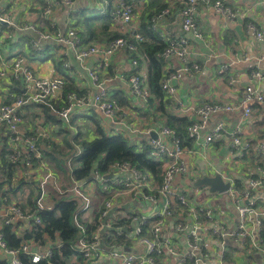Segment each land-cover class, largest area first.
<instances>
[{
	"label": "built area",
	"instance_id": "obj_1",
	"mask_svg": "<svg viewBox=\"0 0 264 264\" xmlns=\"http://www.w3.org/2000/svg\"><path fill=\"white\" fill-rule=\"evenodd\" d=\"M200 2L205 4L207 10L213 11L224 20H231L236 17V13L222 0H180L177 11L184 35L170 37L160 32L158 26L172 13V7H167L153 16L150 19L148 29L160 35L166 44L165 50L161 54L165 61V76L161 87L167 97L177 105L180 113L182 111L191 112L196 116V121L187 129V136L192 140L196 149L206 148L222 136H229L231 138V150L238 158H243V153L247 150L248 145L242 139V130L236 128L229 131L224 124L219 123L207 135L203 134L205 125L212 115L232 112L236 109L235 106L204 103L198 107L185 108V105L178 98L177 74L181 73L191 77L201 69L198 62L191 61L192 53L189 45L190 39L203 40V33L196 22ZM135 3L134 0H130V2L114 0L111 30L119 33L122 37L107 44H84L77 34L74 23L69 21L65 28L61 29L53 21L52 16L57 9H63L68 17L75 13L74 0H44V8L39 15L41 20L39 24H28L23 28L25 32L32 35L30 43L35 52V57L42 55L38 52L44 51L43 44L55 47L59 51L56 57H62L66 60L71 56L79 70L90 81L91 88L85 93L68 94L64 107L57 114L63 125L74 134L77 131L75 127L71 126V118L83 111H97L111 126L124 125L121 120L124 119L125 110L116 100L110 98L107 84L111 78L107 76V72L111 59L116 53L122 50L136 52L137 45L144 40L139 29L137 30L133 24ZM96 4L99 3H95V7ZM99 5L101 6L99 10H103L107 2ZM0 21L9 24L1 5ZM42 23H47V25H42ZM14 30L21 29L14 25ZM247 31L254 40L261 44L262 59L264 60V31L257 30L251 24L248 25ZM173 61L179 64L177 70H173L170 66ZM62 66L64 69L70 68L66 61ZM130 66L132 70H137V60H131ZM227 70L228 66L222 65L218 73L225 74ZM251 78L264 81V74L254 72ZM0 79L17 82L21 86V90L24 91L23 97L16 98L9 104L0 105V149L4 145L2 160L6 164L25 168H31L37 163L36 169L44 174V181L38 194L30 198L34 211H23L17 203L5 202L0 205V220L4 225H15L17 222L39 224L40 220L36 212L50 207V204L47 203L48 192L46 193L43 185L48 179H54L56 176L42 159L39 143L53 140V126L50 127L47 120H35L29 125V129L23 131L22 125L26 116L25 106L39 107V104L49 106L52 101L59 100L66 80L59 74L47 78L40 77L31 66L28 58L24 56L1 60ZM126 79L129 95L147 107V96L141 88L140 71L131 73L129 77L126 76ZM233 83L234 80L230 79L229 84ZM239 104L243 119H247L251 115L252 104L262 105L264 110V93L248 83L244 87ZM131 133L136 134V131L131 130ZM153 133L156 134V138H152ZM143 134L154 154L165 158V171L160 186L155 184L150 173L138 170L129 163L120 162L112 163L103 174L94 172L90 181H76L72 177L71 159H68L70 184L68 188L62 190L55 184V189L60 195L67 193L70 196L79 197L85 203L84 208L89 209L91 208V195L94 194L97 185L102 187L101 191L103 192L115 191L110 198L102 201L98 229L89 240L79 239L75 249L90 264H92L95 254H106L113 264H170L168 261L172 259L174 264H186V262L192 264H224L228 241L243 244L250 240L247 231L250 220L253 221L258 233L262 229L264 211L256 207V201L252 200V197L254 192L259 191L264 185V142L259 144L258 148L261 161V166L256 170L258 176L247 179L242 190L234 189L233 182L225 178L224 182L230 183V188L224 193L217 194L227 195L238 214L237 227L228 232L224 228V224L216 218L213 209L193 206L183 191H178L175 186L176 180L187 174L185 162L187 154H196L197 150L190 151L181 146L175 137V133L164 126L158 131L146 128ZM75 150V156L79 155L78 146H75ZM200 175L197 177L200 178ZM116 193L128 194L133 200L132 205L136 206L129 217L128 224L123 229L118 228L116 230L117 234H126H124L126 240L131 243L130 249L116 245L106 247L102 239L103 231L111 226L107 219L110 211L114 208ZM177 204L185 206L187 212L185 214L180 211L172 212L171 206H177ZM127 205L131 206V204L122 201L118 203L119 208L128 207ZM154 217H157V220L148 227L147 221ZM176 236L183 237L184 243L177 241ZM213 240L217 241V246L213 245ZM138 246L143 247V253L137 252ZM253 247H256V244ZM131 249L132 251H129ZM20 253L28 256L32 263L48 259L51 255L49 250L38 253L36 248L28 244H22L18 250L8 249L2 242L0 235V255L5 256L6 264H21L18 258ZM156 257L165 259L160 262Z\"/></svg>",
	"mask_w": 264,
	"mask_h": 264
},
{
	"label": "crops",
	"instance_id": "obj_2",
	"mask_svg": "<svg viewBox=\"0 0 264 264\" xmlns=\"http://www.w3.org/2000/svg\"><path fill=\"white\" fill-rule=\"evenodd\" d=\"M165 1L168 7H172V13L159 24L160 32L170 37L183 36L184 34L180 27V19L177 11L180 0ZM222 1L236 13L234 19L224 20L213 11L207 10L203 2L199 3L196 22L203 33V40L190 39L189 45L192 53L191 61L198 62L201 69L191 77L181 73L177 74L176 88L178 98L185 105V108L198 107L204 103L235 106L236 109L232 110V112L212 115L205 125L203 134L207 135L217 124L222 123L229 131L236 128L242 130L243 134L241 136L244 142L246 140L255 141L258 140L256 139V134L259 131H264V110H262L263 112H259V109L263 106L253 104L251 115L247 119H243L239 103L244 87L248 83L264 93V81L251 78L254 72H262L264 74L263 49L261 44L254 40L247 31L249 24L253 25L259 31H264V0ZM135 4L136 11L133 15V24L137 30H140L142 25L141 21L144 16L145 2L139 0ZM0 5L2 6L6 21L9 23L0 24V61L10 60L16 55H23L28 58L31 66L40 77L47 78L57 74L58 72L52 60H42L41 56L35 57V53L26 43L27 38L30 41L32 35L25 32L23 29L24 26L33 23L39 24L41 21L38 18L41 12L39 0H0ZM74 6L76 10L80 7L84 9L86 8V3L84 0H74ZM52 19L61 29H64L70 21V17L65 14L63 9L55 10ZM146 19L143 22H146ZM14 25L18 26L21 30L13 31ZM57 52L59 53L56 48V54H53L54 59L60 58L56 57ZM125 54V50H122L112 57L110 65L113 67V77H110L111 79H109L110 81L107 84L110 95L117 91H123L128 98L130 107L124 108L125 115L124 119L121 120V123L124 125L111 126L96 112L102 119V125L108 134L122 133L123 136L130 140L140 141L144 139L147 141L146 136L143 134L145 129L151 128L155 131L159 129L151 121L152 119H146L144 117L145 109L147 108L146 105L133 99L128 93L126 73L131 69V66L130 60L127 59ZM65 61L70 65L66 73L74 80L76 86L80 90H89L91 88L90 81L79 70L75 60L69 56ZM222 65L228 66L225 74L218 73ZM170 66L173 70L179 68L178 62L175 61L171 62ZM140 75H144L143 68L140 70ZM230 79L234 80L233 84H229ZM6 83H8L7 80H4V82L0 81V100L3 97V93L6 92ZM27 111L36 113L42 119L41 116L43 115L39 107L30 105V109L26 110V115ZM174 111L173 113L175 114L188 116L196 121V116L191 112L182 111L180 113L178 107ZM31 121L28 120V122ZM25 129H29V126L23 124L22 130L24 131ZM131 130H135L136 134L131 133ZM52 136L54 139V131ZM55 141L59 142L60 139L56 138ZM230 142L231 138L229 136H222L206 148L196 149L193 144L192 148L186 147L190 151L193 149L197 150V153L187 154L185 161L187 174L183 178H178L175 183L178 191L186 190V187L195 181V178L200 174L201 178L219 173L223 178V182L226 178L233 183L235 179H240L244 183L246 182V177L249 175L254 174L258 176L251 158H238L231 150ZM262 142H264V139L258 143L261 144ZM3 152L4 145L0 149V159ZM0 176V181H3L4 175L1 170ZM196 196V202H191L193 206H205L213 209L216 218L224 224L223 226L226 231L231 232L235 230L239 218L232 201L227 195L216 194L218 200L213 204L206 199V195H204V198L198 195ZM252 200L256 201V207L258 209L264 211V185L259 191L254 192ZM201 201L205 202V205L201 204ZM127 206L129 207V205ZM118 208L114 207L110 211V214L113 213L114 215V211L118 210ZM1 226L2 221L0 220V228ZM28 227L27 224L17 222L13 230L18 237H22ZM247 231L250 235V240H248L247 244L245 242L243 244L234 241L227 242L224 264H264V246L260 244L261 241L258 239L259 233L256 231L252 220L248 223ZM176 239L182 244L184 243L183 237L176 236ZM25 244L36 248L38 253H43L48 249L51 242L45 240L41 244L39 242L29 241ZM255 244L256 247H253ZM213 245H218L216 240H213ZM129 251H132V249ZM143 251V247H137L138 253H143ZM0 260L5 261V258H0ZM168 262L170 264L175 263L173 259ZM92 264L113 263L107 258L106 254H95Z\"/></svg>",
	"mask_w": 264,
	"mask_h": 264
},
{
	"label": "trees",
	"instance_id": "obj_3",
	"mask_svg": "<svg viewBox=\"0 0 264 264\" xmlns=\"http://www.w3.org/2000/svg\"><path fill=\"white\" fill-rule=\"evenodd\" d=\"M126 1L130 2V0ZM134 1L137 2L139 0ZM143 1L145 2L144 16L141 21L142 25L139 32L142 34L144 40L137 45L136 52L125 51L128 60H137V70L130 69L128 73H126V76L129 77L131 73L140 71L141 68L144 69V75L141 76V88L143 93L147 96L148 101L144 117L146 119H152L151 121L155 123L154 125L158 129L164 126L172 130L181 146L192 148L193 143L187 136V129L195 120H192L188 116H181L173 113L175 112L174 110L177 109V105L167 97L161 87L162 80L165 76V61L162 59L161 54L165 50L166 44L160 35L148 29L150 19L166 9L168 5L165 0ZM105 2H107V5L104 6L103 10H99L95 7V9L99 11L97 14L86 15L79 20L76 19V22L73 24L84 44H107L112 40L122 37L119 33L111 30L114 0H105ZM39 3L41 4V11L44 8V0H39ZM91 9L94 10L93 8ZM85 10L86 8L81 9L80 7L73 14L79 17L84 14L83 12ZM145 18H147L146 22L148 23L143 22ZM42 25L46 26L47 23H42ZM125 38L129 39L127 37ZM26 43L32 50L29 38H27ZM43 50V52H38L40 55L42 54L41 59L52 60L56 71L66 80V85L59 100L52 101L49 106L39 104L43 115L41 118L47 120L52 126L57 127L55 135L56 137H60L59 142L52 140L39 143L41 157L44 162L50 166L54 174L62 175L69 181V168L67 166L69 158L71 159L72 165V177L80 182H87V179L94 172L98 174L105 173L112 163H129L138 170L150 173L155 184L160 186L165 171V158L156 156L146 140H130L123 136L122 133L108 134L102 125V119L94 110L78 112L71 118L70 123L71 126L76 127V134L63 125L62 121L57 117V114L64 107L67 95L70 93L83 94L86 90H80L76 86L74 80L66 73L68 69H64L62 66L65 61L64 58H53V54L56 53V48L43 44ZM18 56L19 55H16L15 57ZM112 69L113 67L110 65L107 76L113 77ZM0 81L4 82L2 79H0ZM5 88L6 92L3 93L0 105L9 104L13 102L14 99L23 97L21 86L17 82L9 81L6 83ZM110 98L116 100L122 108L130 107L128 98L123 91L115 92L110 95ZM258 107L260 108V106ZM251 108H253V104ZM25 109H30V105L25 106ZM262 110L263 107L259 109V112H263ZM156 115L158 116L156 117ZM85 122H89V124L85 125ZM256 139L258 140H246L248 147L243 153V159L250 157L257 170V168L261 166L260 154L258 151L260 143L258 142L264 139V131H259L256 134ZM75 146H78L80 149V154L76 156V152L74 153ZM2 156L3 153L0 159V170L4 175V180L0 181V205H3L5 202L10 203L12 201L10 197L20 190V188L17 189V186L23 182L22 180L24 178L19 179L18 183L12 187L13 180L18 178L16 176V168L21 170V173L26 177L27 172H34L38 167L37 163L31 168L9 165L2 160ZM256 177L257 176L254 174L249 175L246 177V181L247 179ZM31 183L33 185L30 188L31 191L26 201L17 203L23 211L27 209L34 211L30 203V198L38 194L39 183L33 180H31ZM245 183L246 182L243 183L240 179H235L233 188L242 190ZM114 192L115 191L107 193L98 191L96 188L94 194L91 195V208L85 209V203L81 198L70 196L67 193L60 195L57 190L54 189L53 193L48 194L50 207L43 211L36 212L40 220L39 224H34L32 222L28 223L27 225L29 227L25 230L24 235L18 237L13 230V224L4 225L2 222L0 228L1 240L6 247L11 250H18L22 244L28 243L29 241L39 242L41 244H43L45 240L51 242L47 249L51 254L48 259H42L38 263H32L28 256L20 253L18 258L21 264H90L82 257V254H80L75 247L79 239L85 238L89 240L98 229V219L102 209V201L110 198ZM128 208L129 207L126 206L121 207L114 211V215L113 213L109 214L107 220L111 223V226L102 233L104 246L109 247L116 245L130 249L131 243L126 240V234H117L116 231L118 228L123 229L124 226L128 224L129 217L132 215V213L128 211ZM171 211H180L185 214L187 208L177 204V206H171ZM156 220L157 217L149 219L147 221V226L149 227ZM173 222L176 223V221ZM21 224L26 223L22 222ZM258 239L261 241L260 244L264 246V221L262 222V229L259 232ZM247 242L248 240L245 241V244H247ZM156 259L163 262L165 258L156 257ZM187 263L189 262H186V264ZM0 264H6V262L0 260Z\"/></svg>",
	"mask_w": 264,
	"mask_h": 264
},
{
	"label": "rangeland",
	"instance_id": "obj_4",
	"mask_svg": "<svg viewBox=\"0 0 264 264\" xmlns=\"http://www.w3.org/2000/svg\"><path fill=\"white\" fill-rule=\"evenodd\" d=\"M84 1L86 3V10L83 12L84 14L82 16H79V17H77L76 15L74 16V14H73V16L71 15L70 16L71 23H75L76 19L77 20H79L80 18L82 19L86 15L89 16L92 14H97L99 11L95 9V3L102 4L105 2V0H97L96 2L94 0H84ZM99 4H96L97 9H101V6ZM91 8H93L94 10H92ZM134 12H133V15L135 14ZM28 120H32V121L28 122ZM35 120H42V119H40V117L38 115H36V113H32L30 111H27V115L24 118V124L26 126H29ZM84 124L87 125V124H89V122H85ZM49 125H50V127H52V125L50 123H49ZM55 130H57V127H52V133L54 131V135H55ZM76 131H77V129H76ZM56 138L60 139V137H56V135H55L53 140H55ZM75 152H76V150H74V153ZM0 163H1V161H0ZM47 166L50 168L49 165H47ZM16 176L18 178L16 180L15 179L13 180L12 187H14L18 183L19 179H21V178L22 179L24 178V179L22 180L23 182L17 186V187H20V190L18 192H16L15 195H12L10 197V199L12 200L11 202H13V203H19V202L26 201V199L29 196V192L31 191L30 188L33 185L31 183V180L35 181L36 183L37 182L39 183V189L41 188L42 183L44 181V174L39 170H36L34 172L29 171V172H27V176L24 177V174L21 173V170L16 168ZM27 183H28V185H27ZM55 184L58 188H60L62 190L63 188H68L70 182L64 176L56 175L54 179H48L46 181V183L43 185L45 190H46V193L47 192H48V194L53 193V190L55 189ZM96 187H97L98 191L102 190V187L100 185H97ZM204 192H205V187L192 188L190 185H188L186 187V190L183 191V194L186 196V198L189 202H192V201L196 202V199H197L196 195L204 198L205 197ZM206 199H208V201H210V203L213 204L218 200V197L214 194V195L207 196ZM120 201H122L126 204H131V206L128 208V211L131 213L133 212V209L136 208L135 205H132L133 200L128 194L122 195L121 193H116L113 206L118 207V203ZM203 201H201L200 203L205 205V202H203ZM47 203L50 204L49 198H47ZM202 207H205V206H202Z\"/></svg>",
	"mask_w": 264,
	"mask_h": 264
},
{
	"label": "water",
	"instance_id": "obj_5",
	"mask_svg": "<svg viewBox=\"0 0 264 264\" xmlns=\"http://www.w3.org/2000/svg\"><path fill=\"white\" fill-rule=\"evenodd\" d=\"M0 23H2L0 21ZM24 93V91L22 90ZM152 138H156V134L151 135ZM93 178V175H91L87 181H90ZM190 186L192 188H199V187H205L204 195H214V194H221L229 190L230 183L223 182L222 176L217 173L213 176H203L201 178L196 179L195 181L191 182ZM1 259H4L5 256L0 255Z\"/></svg>",
	"mask_w": 264,
	"mask_h": 264
}]
</instances>
